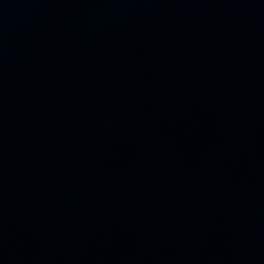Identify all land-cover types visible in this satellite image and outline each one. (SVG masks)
I'll return each instance as SVG.
<instances>
[{
  "label": "water",
  "instance_id": "1",
  "mask_svg": "<svg viewBox=\"0 0 264 264\" xmlns=\"http://www.w3.org/2000/svg\"><path fill=\"white\" fill-rule=\"evenodd\" d=\"M0 264H264V0H0Z\"/></svg>",
  "mask_w": 264,
  "mask_h": 264
}]
</instances>
